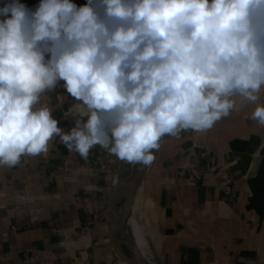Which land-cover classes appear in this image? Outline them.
Instances as JSON below:
<instances>
[{"label":"clouds","instance_id":"obj_1","mask_svg":"<svg viewBox=\"0 0 264 264\" xmlns=\"http://www.w3.org/2000/svg\"><path fill=\"white\" fill-rule=\"evenodd\" d=\"M0 17V166L53 136L150 165L162 137L210 129L264 87V0H10ZM59 80L81 102L67 133L36 107ZM250 118L264 126V105Z\"/></svg>","mask_w":264,"mask_h":264},{"label":"crops","instance_id":"obj_2","mask_svg":"<svg viewBox=\"0 0 264 264\" xmlns=\"http://www.w3.org/2000/svg\"><path fill=\"white\" fill-rule=\"evenodd\" d=\"M64 83L44 94L67 133L82 117ZM258 96L233 97L234 110L210 129L159 143L140 189L161 264H264V126L250 118L264 87ZM121 165L99 145L82 158L53 136L47 152L0 166V264H115L107 207Z\"/></svg>","mask_w":264,"mask_h":264},{"label":"water","instance_id":"obj_3","mask_svg":"<svg viewBox=\"0 0 264 264\" xmlns=\"http://www.w3.org/2000/svg\"><path fill=\"white\" fill-rule=\"evenodd\" d=\"M187 130L176 135H166L159 143L173 137L180 136ZM156 149H153V156ZM150 165L135 164L129 171L128 163L122 161L119 176L110 189L107 207V242L112 248L116 258L126 264H146L138 251L125 216L131 211L135 197L143 184V180ZM158 264H161L156 259Z\"/></svg>","mask_w":264,"mask_h":264},{"label":"bare ground","instance_id":"obj_4","mask_svg":"<svg viewBox=\"0 0 264 264\" xmlns=\"http://www.w3.org/2000/svg\"><path fill=\"white\" fill-rule=\"evenodd\" d=\"M132 168L134 167V164H130ZM141 189L136 194L133 206L131 208V211L125 216L127 226L130 230L131 236L133 238V241L135 243V246L137 247L138 251L141 254V257L143 261L146 264H155L153 262V257L155 256L154 250L152 251L151 248L147 245L146 240L144 239V234L142 232V228L132 220V215L134 212L138 210V194L140 193ZM146 237V236H145ZM123 262V261H122ZM125 263V262H123Z\"/></svg>","mask_w":264,"mask_h":264},{"label":"rangeland","instance_id":"obj_5","mask_svg":"<svg viewBox=\"0 0 264 264\" xmlns=\"http://www.w3.org/2000/svg\"><path fill=\"white\" fill-rule=\"evenodd\" d=\"M127 169L129 171H131L132 166L130 164H128ZM137 196H138V201H139L138 210L136 212H134V214H131L132 220L134 222H136L142 228V232L144 234V239L146 240L147 245L153 251L152 239H151V235H150V231H149L150 225H153L151 222L152 221L151 220V211H152L151 206H150V203L144 198L143 190H141ZM153 262L155 264H158L156 262L155 256L153 257ZM115 264H126V263H123L117 259V262Z\"/></svg>","mask_w":264,"mask_h":264},{"label":"built area","instance_id":"obj_6","mask_svg":"<svg viewBox=\"0 0 264 264\" xmlns=\"http://www.w3.org/2000/svg\"><path fill=\"white\" fill-rule=\"evenodd\" d=\"M10 0H0V5L1 6H5V4L9 3ZM20 3L25 4L27 6L28 0H19ZM60 89L64 88V87H59ZM41 106H47L49 107L51 110L53 109L52 106V100L49 96H47L46 94H43L41 96V100L40 103L36 105L37 108L41 107Z\"/></svg>","mask_w":264,"mask_h":264}]
</instances>
